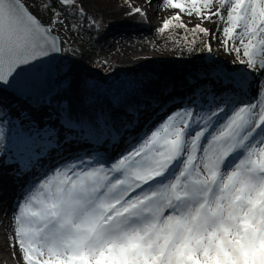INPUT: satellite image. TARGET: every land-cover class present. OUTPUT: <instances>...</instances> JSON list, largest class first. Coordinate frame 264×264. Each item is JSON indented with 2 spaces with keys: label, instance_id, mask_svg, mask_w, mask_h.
<instances>
[{
  "label": "snow or ice",
  "instance_id": "6c2138e0",
  "mask_svg": "<svg viewBox=\"0 0 264 264\" xmlns=\"http://www.w3.org/2000/svg\"><path fill=\"white\" fill-rule=\"evenodd\" d=\"M103 2L44 0L34 12L24 0H0V117L4 90L29 106L15 123L0 118V168L16 165L22 179L51 153L79 145L18 203L15 256L20 264H264V0H160L175 14L159 32L174 22L188 30L184 16L215 17L221 43L247 71L218 69L223 91L211 92L206 108H174L101 159L83 149L131 120L118 124L71 63L51 61L63 50L58 30L76 27L69 17L96 26L86 5ZM127 9L129 18L147 17L145 7ZM191 31L211 35L200 23Z\"/></svg>",
  "mask_w": 264,
  "mask_h": 264
},
{
  "label": "trees",
  "instance_id": "16d2710c",
  "mask_svg": "<svg viewBox=\"0 0 264 264\" xmlns=\"http://www.w3.org/2000/svg\"><path fill=\"white\" fill-rule=\"evenodd\" d=\"M113 3L105 0L98 7L88 8L89 16L96 18V26L91 25V20H85L82 25V29L90 36L89 43L85 46H77L62 39L64 41L62 58L58 65L71 63L72 75L77 82L86 80L94 85L95 93L100 98V105L113 112L118 124L121 121L131 120L127 129L121 128L120 134L109 136L114 144L121 142L119 144L121 148L117 149L123 150L131 144L130 141L147 133L151 124L158 122L163 110L170 112L174 106L178 108L181 104L180 97L170 96L178 87L185 86L187 87L185 90L188 91L181 93L185 94V97L182 96L183 108H193L196 111L206 108L205 101L209 99V94L213 91L216 93L223 91V84L217 77L216 69H223L226 72L238 71V61L242 57L229 53L222 44L221 49L231 55L232 60L219 63L217 67L208 65L202 57L203 34L194 33L188 27V30L178 28L174 22L173 26L164 33L157 29L155 42L153 40L150 42L151 49H155L154 51L162 57L161 63L148 67L119 66L109 56L101 53L103 37L113 29L122 27L139 28L144 33L150 34V27L145 18L138 15L129 18L126 15L127 8L122 10L117 5L113 6ZM69 19L74 20L71 17ZM2 95L6 102V112L14 107L18 98L6 91H3ZM77 97L78 92L74 93L78 108ZM114 98L118 101L116 107L112 104ZM162 102L164 106L156 112ZM137 125H140L139 132L129 137L131 130ZM103 156V153L96 155L101 159Z\"/></svg>",
  "mask_w": 264,
  "mask_h": 264
},
{
  "label": "rangeland",
  "instance_id": "374dc122",
  "mask_svg": "<svg viewBox=\"0 0 264 264\" xmlns=\"http://www.w3.org/2000/svg\"><path fill=\"white\" fill-rule=\"evenodd\" d=\"M110 1L114 2L113 6L117 5L122 10L127 8V3H133L136 6L145 7L147 10V17L145 19H146L148 26L150 27V34L144 33L139 28H135V29H132L129 27H122V28H118V29L115 28L108 35L103 37V39L101 40V42H102L101 43L102 44L101 53L105 56H109L111 58V60H113L117 65L122 66V67H125V66L137 67L140 65L141 66L144 65V66L148 67V65L153 66V65H157V64L161 63V61H163L162 57L157 52H155L156 51L155 49H151L150 42H152V40L155 42V40L157 38L156 37V30L160 29L162 27L163 22L166 18H170L172 15L175 14V10L168 9L167 7L162 8L160 0H152V4L150 7H148L145 4V0H127V2H126V0H110ZM24 2L26 4H28L32 8V10L34 11L38 7H41L44 0H24ZM86 7L94 8V7H91L88 5H86ZM213 19L215 21L214 23L208 22V21H201L196 17L184 16L183 22L190 29H193L197 23H200V24H202L203 27L211 30V35H204V34L202 35L204 38V53H203L202 57L208 62L207 63L208 65L213 66V67H217V65L219 63L229 62L230 60H232V58H231L232 56L229 55L227 52H225L224 49H221L223 47L221 41L224 38H223V36L221 37V35L219 33L217 34V29L221 26V22L218 21L215 17ZM84 21H85V19L82 17H79V16L74 20L68 19L66 21V23L69 26L76 25V27L71 28V29L69 27H61L58 30L57 34L62 39L66 40L67 42H70L71 44H74L77 46H85L89 43L90 36L88 33H86L82 29V25L84 24ZM209 44H211V46H212L211 52L207 51V47ZM204 63H205V61H204ZM216 70H218V69H216ZM245 71H247V70L243 66L239 65L238 71H236V72H245ZM186 88L187 87H185V86H180L176 90H174L170 95L172 97H174V96L180 97L179 101L181 102V104L178 107L182 106L183 105L182 103H184V101L182 99H184L183 97H185V94L184 93L181 94V93L183 92V90L188 92L187 90H185ZM13 96L18 98L15 95H13ZM250 97L248 99L252 98V97L251 98ZM169 99L170 98H168V100ZM20 101L22 103H25L24 101H22L20 99H18L17 102L19 103ZM16 104L17 103L14 104V107ZM163 106H164V102H162L158 106L156 112L159 109H161ZM175 107L176 106H174V108ZM8 111H10V110L8 109L5 112L4 117H2V118L5 120L12 121L14 123L15 121H13L11 119ZM168 112H169V110H168ZM168 112H167V110H165V111L163 110L160 118L157 121L158 122L162 121L165 118L166 114H168ZM156 124L152 123L149 130L151 128H153ZM139 130H140V125L135 126L134 130H131L129 137L136 135L139 132ZM134 141H135V139L130 141V143H133ZM120 143L121 142L114 144V142L111 140V138L108 137V142L106 143V145H109L108 148H105L102 146L103 148L100 147V149L95 150V151L93 150V148H89L88 150L83 149V152H92V154L94 156H96L100 153H103V155H104L103 158H106V157L118 154L117 148H119V149L121 148L119 146ZM114 145L116 147H114ZM77 148H78V145H75L74 148H72V147L68 148V151L66 150L64 152V154L57 157L53 162H51V164L48 168L41 170L35 178L42 176L53 165H58L62 160L66 159V157L71 155L75 151V149H77ZM111 148H113V151H115V154L110 153ZM83 152H81V154H83ZM6 158L7 157H5V159ZM33 180L28 184L27 190L24 189V193L21 192L22 194H20L21 196H19L20 200L16 203V206L13 210V212H14L13 214H15L17 212L18 203H21L23 201L28 190L30 188H32ZM32 191L34 194H38V193H35V189H32ZM13 235H14V224L11 225L10 244L12 243L11 237ZM12 251L13 252L11 253V255L13 257V261L20 264L19 259L14 254L13 247H12Z\"/></svg>",
  "mask_w": 264,
  "mask_h": 264
},
{
  "label": "bare ground",
  "instance_id": "6f19581e",
  "mask_svg": "<svg viewBox=\"0 0 264 264\" xmlns=\"http://www.w3.org/2000/svg\"><path fill=\"white\" fill-rule=\"evenodd\" d=\"M184 92V90H183ZM14 95V94H13ZM251 95L249 94L246 99H248ZM29 106L27 103H22L21 101L10 109L9 114L13 121L19 117V114L22 109H27ZM39 118H43L47 115V109L41 110L36 114ZM14 122V123H15ZM57 127H59L58 122H54ZM108 148L109 145L106 143H93V150H98L103 147ZM75 145L72 146L74 148ZM79 147V145H78ZM89 149V148H85ZM68 151V148H65L62 153L53 152L51 153L45 160L41 161V165H38L33 172H30L26 177L22 179H18L13 173L16 165H5L0 168V264H19L13 261V257L11 255L12 247L10 244V230L13 222L14 215L13 210L16 206V203L20 200V194L24 193V189L27 190L28 184L39 174L41 170L48 168L57 157L64 154L65 151ZM115 154L113 148H111V152ZM9 155H11L9 153ZM22 192V193H21Z\"/></svg>",
  "mask_w": 264,
  "mask_h": 264
},
{
  "label": "water",
  "instance_id": "95a60500",
  "mask_svg": "<svg viewBox=\"0 0 264 264\" xmlns=\"http://www.w3.org/2000/svg\"><path fill=\"white\" fill-rule=\"evenodd\" d=\"M61 58H62V51H61L59 54H57L55 60L51 61V65H52L53 67H55L56 65H58V64L61 62ZM4 91L13 94V92L10 91V90H4Z\"/></svg>",
  "mask_w": 264,
  "mask_h": 264
}]
</instances>
